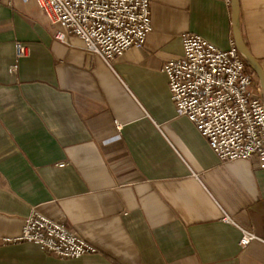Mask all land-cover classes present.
<instances>
[{
    "label": "crops",
    "instance_id": "obj_1",
    "mask_svg": "<svg viewBox=\"0 0 264 264\" xmlns=\"http://www.w3.org/2000/svg\"><path fill=\"white\" fill-rule=\"evenodd\" d=\"M149 1L143 47L107 64L77 36L56 40L62 28L42 21L36 2L0 0V264H264V167L222 162L177 113L162 70L185 32L235 44L231 2ZM238 2L241 36L264 71V0ZM33 206L98 252L61 259L5 242ZM241 228L257 239L241 247Z\"/></svg>",
    "mask_w": 264,
    "mask_h": 264
},
{
    "label": "built area",
    "instance_id": "obj_2",
    "mask_svg": "<svg viewBox=\"0 0 264 264\" xmlns=\"http://www.w3.org/2000/svg\"><path fill=\"white\" fill-rule=\"evenodd\" d=\"M34 1L41 20L59 25L54 38L79 37L87 53L107 64L131 48H142L152 30L149 0H23ZM230 3L231 0H222ZM183 52L170 55L163 64L171 100L179 115L193 123L222 162L256 160L264 167V105L262 94L251 91L253 72L233 43L220 49L200 35H182ZM17 58L27 55L24 44L15 45ZM16 65L9 67L14 74ZM261 89V87H259ZM226 221L231 219L225 216ZM22 232L5 242H35L61 259L98 252L74 229L42 214L35 206L24 218ZM241 247L257 239L242 229Z\"/></svg>",
    "mask_w": 264,
    "mask_h": 264
},
{
    "label": "water",
    "instance_id": "obj_3",
    "mask_svg": "<svg viewBox=\"0 0 264 264\" xmlns=\"http://www.w3.org/2000/svg\"><path fill=\"white\" fill-rule=\"evenodd\" d=\"M231 8H232V27L234 33L235 46L238 52L241 54L245 62L252 68V70L257 75L259 80V84L262 91V101L264 105V71L262 70L260 64L256 60V58L251 54L247 45L243 41L241 36L239 26H238V12H239V2L238 0H231Z\"/></svg>",
    "mask_w": 264,
    "mask_h": 264
},
{
    "label": "trees",
    "instance_id": "obj_4",
    "mask_svg": "<svg viewBox=\"0 0 264 264\" xmlns=\"http://www.w3.org/2000/svg\"><path fill=\"white\" fill-rule=\"evenodd\" d=\"M246 67L250 72H253L252 68L246 63Z\"/></svg>",
    "mask_w": 264,
    "mask_h": 264
}]
</instances>
